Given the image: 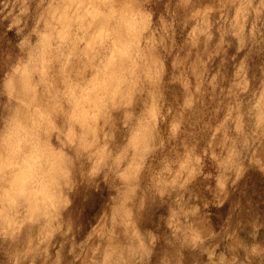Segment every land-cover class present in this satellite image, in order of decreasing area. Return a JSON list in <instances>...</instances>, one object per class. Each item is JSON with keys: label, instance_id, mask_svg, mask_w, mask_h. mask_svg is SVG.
Masks as SVG:
<instances>
[{"label": "clouds", "instance_id": "9594fccd", "mask_svg": "<svg viewBox=\"0 0 264 264\" xmlns=\"http://www.w3.org/2000/svg\"><path fill=\"white\" fill-rule=\"evenodd\" d=\"M256 159L264 0H0V264H264Z\"/></svg>", "mask_w": 264, "mask_h": 264}, {"label": "rangeland", "instance_id": "374dc122", "mask_svg": "<svg viewBox=\"0 0 264 264\" xmlns=\"http://www.w3.org/2000/svg\"><path fill=\"white\" fill-rule=\"evenodd\" d=\"M254 164L259 167H264V163L260 159H256L254 161ZM216 182L218 185L222 183L221 178L219 176L216 177ZM227 193L224 194L226 196ZM83 197H87V199H83ZM83 197L78 198L77 205L78 208L83 211L82 216L85 221L89 220L96 212L99 211V205L102 202L103 194H96V193H89L85 192L83 193ZM223 196H216L213 199V203L219 204L222 202ZM245 198H251L256 202H262L264 201V176H262L258 170L255 168H251L245 175V177L240 181L238 185V190L232 194L230 201L235 199H245ZM226 202L225 206L221 208L220 210H216L213 208V212L219 211L221 215H226L228 204L230 203ZM204 207H208V201H205ZM264 207V205H262ZM160 211H163L162 209ZM232 209H228V216L224 218V224L225 226L229 223V221L232 218ZM215 220V216H214ZM168 223L170 225H173L175 222L173 218L170 216L168 218ZM191 223V221H189ZM160 254V245L157 247L156 255L153 257V261L155 264V261L158 259V256Z\"/></svg>", "mask_w": 264, "mask_h": 264}]
</instances>
